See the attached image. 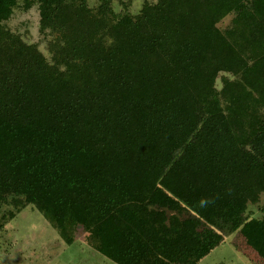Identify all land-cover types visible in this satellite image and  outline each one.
Listing matches in <instances>:
<instances>
[{
  "label": "trees",
  "instance_id": "trees-1",
  "mask_svg": "<svg viewBox=\"0 0 264 264\" xmlns=\"http://www.w3.org/2000/svg\"><path fill=\"white\" fill-rule=\"evenodd\" d=\"M96 1L0 0V206L32 205L68 244L81 228L115 264H198L237 230L264 258V214L247 213L264 0ZM33 5L49 58L6 25Z\"/></svg>",
  "mask_w": 264,
  "mask_h": 264
},
{
  "label": "rangeland",
  "instance_id": "rangeland-1",
  "mask_svg": "<svg viewBox=\"0 0 264 264\" xmlns=\"http://www.w3.org/2000/svg\"><path fill=\"white\" fill-rule=\"evenodd\" d=\"M144 1L155 0H113L116 11L135 14ZM90 6L96 0H88ZM231 16V15H230ZM230 16L218 23L225 28ZM37 6L28 10L15 8L6 25L18 33L26 42L36 43L43 54L49 58L46 49L48 36L39 31ZM219 73L216 87L220 88L222 77ZM231 77V76H230ZM15 211L10 203L0 206V264H115L85 241L86 233L77 228L75 239L66 243L57 229L32 205L19 209L12 218L9 212ZM247 213L261 218L264 214V194L257 201L248 203ZM198 264H264V258L245 242L240 232L225 233L222 242L210 250Z\"/></svg>",
  "mask_w": 264,
  "mask_h": 264
}]
</instances>
